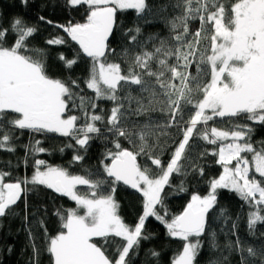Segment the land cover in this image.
Returning <instances> with one entry per match:
<instances>
[{
  "label": "snow or ice",
  "instance_id": "6c2138e0",
  "mask_svg": "<svg viewBox=\"0 0 264 264\" xmlns=\"http://www.w3.org/2000/svg\"><path fill=\"white\" fill-rule=\"evenodd\" d=\"M20 2L26 7L29 0ZM194 2L196 7H193ZM65 4L73 8L87 6L83 22L56 26L79 46L77 56L90 59L89 75L84 83L87 89L94 90L96 97L115 102L110 115L105 121L103 115L93 112L89 116L85 110L84 122L78 125L81 117L68 112L84 107V98L74 91V88L79 89V83L71 78L64 81L50 76L44 50L26 47L27 38L33 37L39 29L28 26L27 21L16 16L9 21L7 29L0 26V149L16 151L17 145L12 141L18 139L15 135L18 129L29 130L30 134H60L72 138L79 146L73 163L85 159L79 149L87 150L93 139L90 134H99L106 143H112L115 150H106L102 168L87 171L86 175L71 174L67 168L51 166L43 159L34 161L30 178L13 179L10 172L0 170V220L16 216V208L23 204L20 218L32 248L31 264H40V256L45 252L49 264H133V256L138 255L142 241L150 239V235L144 234L146 221L154 217L164 224L169 237L183 241L182 250L170 258L169 264H197L203 250L202 234L209 236L210 247H219L211 225L220 218L225 224L230 219L224 208L218 210V216L214 215L218 190L234 191L249 205H264V180L249 178L250 161L242 155L252 154L255 172L264 178V141L258 142L259 147L254 146V126L234 123L228 130L211 127L210 134L207 129L194 132L198 124L207 125L216 118L242 117L264 125V0H177L174 7L183 9L182 34H177L174 40L180 47L166 49L168 42L160 40V46L153 51L145 50L131 57L127 74H121L123 61L109 62V52L113 55L115 52L108 41L117 27L118 12L135 10L138 15L142 14L149 8L146 0H65ZM189 17L200 21V29L191 34L187 24ZM37 19L53 24L42 15ZM171 27H178L175 19ZM9 33L13 36L12 44L7 43ZM141 33L140 26L129 29L125 33L130 37L129 44L142 49L147 41H139ZM189 35L192 38L186 39ZM156 39L148 37V40ZM66 42L62 37L46 41L48 45ZM129 51L125 48L122 53L126 60ZM162 51L165 58H158ZM168 57H174L175 64L170 65ZM153 61L158 65L155 70L151 66ZM77 62L70 59L66 63L71 67ZM193 66L195 74L190 71ZM206 76L210 79L205 80ZM126 85L136 86V95ZM91 107L95 109L97 105ZM189 109L194 115L189 114L185 119ZM157 113L164 117L163 124L154 118ZM96 122H101L105 131L102 132ZM170 127L177 128L182 139L166 169H161V174L155 177L148 167L137 163V157L153 155V149L160 146L161 136H166ZM190 138L211 145L220 142L218 152L211 154L218 155L216 163L223 166V172L219 178L209 181L211 190L206 195L192 194L183 211L168 219L163 205L165 186L171 187L170 176L181 169H185L187 175L188 168L193 174L198 171L203 175V167L194 165L191 160L188 165L182 163V157L189 159L190 156V152L186 153ZM229 138L231 142L225 143ZM121 139L137 150L124 148ZM24 147L33 154L47 151L40 140ZM66 147L74 145L70 143ZM206 154V151L199 153L200 156ZM233 161L235 166L229 167ZM23 162L27 165V155ZM152 163L160 165L161 160L157 158ZM6 178L10 182H5ZM118 182L142 193V214L133 225L119 215V204L114 198ZM78 185L89 186L93 191L78 194ZM41 187L68 197L77 205L67 210L52 209V215L62 221L55 234L47 229L48 206L41 204L33 210L29 204L30 196ZM179 191H186L183 182ZM238 219L239 214L229 229L235 239H228L223 250L238 254L240 264H264V243L249 244L243 240L237 234ZM258 222H264V208L247 214V231L252 237L257 235ZM260 236L264 237V233ZM38 238L44 241L43 248L38 246ZM93 238H100L104 243L98 246ZM115 238L122 239L116 241ZM110 247L114 251H109ZM150 254L159 256L156 251ZM217 264H229L228 258L224 257Z\"/></svg>",
  "mask_w": 264,
  "mask_h": 264
},
{
  "label": "trees",
  "instance_id": "16d2710c",
  "mask_svg": "<svg viewBox=\"0 0 264 264\" xmlns=\"http://www.w3.org/2000/svg\"><path fill=\"white\" fill-rule=\"evenodd\" d=\"M177 0H146L149 6L142 14H137L135 10H122L117 14V27L114 34L110 37L108 44L110 49L114 50L115 55L111 52L108 54L109 62L121 63V74H127V64L130 62L131 57L140 54L142 51H153L155 47L160 46V40L167 41L166 49H175L180 47L179 42L174 40L177 34H182V21L180 17L183 15V9L174 7ZM197 5L193 3V7ZM86 5L77 6L75 8L69 7L65 4V0H29L28 5L25 7L21 4L20 0H0V26L7 29L9 21L16 16L22 17L27 21L28 26H35L39 29L38 33L33 37L27 38L26 47L44 50V61L47 64L50 76L59 78L64 81L69 78L77 80L79 89L74 88L78 95L84 98L83 108L70 109L68 114L77 115L81 117L78 125L84 122L83 117L85 110L90 116L93 112L104 116L105 121L110 115V109L114 106L115 102L101 99L95 96L94 90L87 89L84 80L89 75L90 59L80 55L77 56L79 46L67 37L66 33L56 25H67L69 22H83L86 19ZM166 8V11H161ZM44 16L46 19L53 21V24H47L37 19L38 16ZM175 19L178 27L173 29L171 27L172 21ZM149 21V22H145ZM189 33H195L200 29L199 19L187 20ZM135 26L142 28V33L138 39L141 42L147 41L144 47H133L129 44L130 37L125 33ZM149 36L157 37L156 40H148ZM64 38L67 42L64 45H48L46 41L50 38ZM191 35L186 39H191ZM13 36L9 33L7 43L12 44ZM128 48L129 57L126 60L122 55L123 50ZM186 50V49H184ZM63 56L64 59H60ZM158 58H165L163 51L158 54ZM77 60L78 62L71 67L67 66V60ZM170 65L175 64L174 57H168ZM153 70L158 65L155 61L151 64ZM139 71V69H137ZM190 71L195 74V67H191ZM210 76H206L205 80H209ZM123 84V82H122ZM126 88L132 89V94L136 95L138 89L136 86L126 85ZM77 103L80 100L77 99ZM92 104L97 105L95 109L91 107ZM134 106V105H133ZM194 115L190 109L186 110L185 119L188 115ZM14 115V114H10ZM158 119L161 124L164 123V117L157 113L154 117ZM249 123L255 128L252 135L254 146L259 147L258 142L264 141V125L256 122L245 121L242 117L238 119L229 118H216L210 121L207 125L198 124L197 129L203 132L205 129L209 131L211 127H217L220 130H228L229 125L234 123ZM98 127H101L102 132L105 131L104 125L101 122H96ZM159 134V133H158ZM16 137L12 141L13 145H17L15 152H9L6 149H0V170L10 172L13 179H19L27 176L31 177L34 169L33 164L36 159L45 160L46 164L51 166H61L69 170L71 174L86 175L87 171H95L102 168L101 161L106 155V150H115L112 143H106L105 139L101 138L99 134H90L93 139L87 145V150L79 149V154L85 156L81 162L73 163V156L77 154L79 146L75 145V141L70 137H63L60 134H30L29 130H16ZM109 140L111 136L108 137ZM182 139L180 131L175 127L167 129V135L161 136L160 146L153 149V155L141 154L137 157V163L142 167H148L153 176L158 177L161 174V169H166L167 164L171 160V156L178 146V141ZM35 140H40L41 145L47 149L43 153L33 154L30 150L26 149L24 145L34 144ZM225 141V143H227ZM73 144V148H68L66 145ZM120 143L124 148L136 151V147L127 140L121 139ZM219 143L217 145L208 144L204 140L190 138L189 146H186V153L190 152L189 159L182 157V163L189 164V160L194 165L203 167V175L197 171L192 173L191 168L187 169L189 174L185 175V169H181L179 173H173L170 176L171 187L165 186V195L163 207L167 209L170 219L172 215H178L190 201L192 194L206 195L211 189L209 181L217 179L223 172V166L216 163L218 155H212L213 151L218 152ZM60 149H63L61 151ZM206 151V155L200 156L199 153ZM27 155V165L24 164L23 159ZM249 160H251V153H243ZM161 160L160 165L152 163L154 159ZM110 162V161H105ZM106 175V174H105ZM259 180L264 178L259 175L256 176ZM5 182H10L7 178ZM183 182V187L186 191H179V187ZM93 189L89 186L79 185L77 187L78 194H89ZM114 198L119 204V215L129 225L137 222L138 216L142 214V193L138 190L132 189L121 182L115 185ZM29 204L33 206V210L41 204H45L49 209V218L47 222V229L50 233H57L60 229L62 221L52 215V209L60 208L62 210L76 208L77 205L68 197H64L55 193L53 190H47L43 187L29 198ZM254 204V202H253ZM158 209L160 206H157ZM23 204L16 208V216L0 220L2 229H0V264H31L30 257L32 256V248L29 246V241L26 232L23 229L21 218L23 213L21 209ZM220 208L226 209V216L230 217L227 224L224 223L223 218H220L216 223H212L211 231L216 232V243L219 245L217 248L210 247V239L208 235L202 234V252L198 255L197 264H217L222 261L224 257L228 258L229 264H240V256L238 254H230L228 251L223 250L224 245L228 239H235L231 235L229 229L231 228L232 220L237 219L239 214L237 234L247 241L249 244L264 243V237L260 233H264V222H258L256 226V237H252L247 231V214L249 211H255L259 208H264V205H249L238 197L234 191L226 189L218 190V204L216 205L217 211L214 215L218 216ZM62 214H64L62 212ZM83 214V210L80 211ZM210 222V221H208ZM223 229V231H222ZM145 235H150V239L142 241L141 247L138 249V255L133 256V264H169L170 258L178 251L182 250L183 241L179 238H171L167 234L164 224L150 217L146 221ZM40 233L37 232V237ZM99 244L104 243L100 238H93ZM122 238H115L120 241ZM195 238H193L194 240ZM37 244L41 248L44 246V241L37 239ZM9 247L11 251H9ZM109 251H114L109 248ZM156 251L159 256H151V252ZM40 264H49L48 254L45 252L40 256Z\"/></svg>",
  "mask_w": 264,
  "mask_h": 264
},
{
  "label": "rangeland",
  "instance_id": "374dc122",
  "mask_svg": "<svg viewBox=\"0 0 264 264\" xmlns=\"http://www.w3.org/2000/svg\"><path fill=\"white\" fill-rule=\"evenodd\" d=\"M229 142H231V139L229 138V140H228V142L227 143H229ZM243 155V154H242ZM250 161V165H249V168H250V172H249V178H252L253 176L256 178V176L257 175H259L258 173H256L255 172V168H254V162H252V160H249ZM235 161H233L230 165H229V167H234L235 166ZM257 179V178H256ZM257 180H259V179H257ZM79 186V185H78ZM77 186V187H78ZM257 199L259 198V196H258V193H257V197H256Z\"/></svg>",
  "mask_w": 264,
  "mask_h": 264
},
{
  "label": "water",
  "instance_id": "95a60500",
  "mask_svg": "<svg viewBox=\"0 0 264 264\" xmlns=\"http://www.w3.org/2000/svg\"><path fill=\"white\" fill-rule=\"evenodd\" d=\"M121 183H123V182H121ZM126 186L130 187L129 185H126ZM130 188H131V187H130Z\"/></svg>",
  "mask_w": 264,
  "mask_h": 264
}]
</instances>
